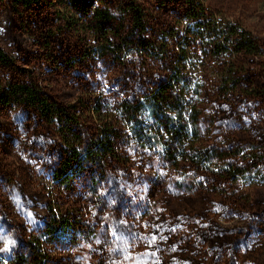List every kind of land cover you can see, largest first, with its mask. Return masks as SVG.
Wrapping results in <instances>:
<instances>
[{
	"label": "rangeland",
	"instance_id": "obj_1",
	"mask_svg": "<svg viewBox=\"0 0 264 264\" xmlns=\"http://www.w3.org/2000/svg\"><path fill=\"white\" fill-rule=\"evenodd\" d=\"M220 31L257 53L213 44ZM0 49L3 83L74 107L87 138L182 74L203 147L176 165L126 127L118 159L65 184L58 125L0 103V264H264V0H1ZM52 208L81 231L47 238Z\"/></svg>",
	"mask_w": 264,
	"mask_h": 264
},
{
	"label": "trees",
	"instance_id": "obj_2",
	"mask_svg": "<svg viewBox=\"0 0 264 264\" xmlns=\"http://www.w3.org/2000/svg\"><path fill=\"white\" fill-rule=\"evenodd\" d=\"M14 1L29 7L38 0ZM95 13L97 18H107V13L99 10H95ZM188 14L190 10L187 11V16H190ZM189 19L196 23L198 20L193 17ZM135 22L136 24L140 22L138 17H135ZM210 39L213 44L235 49L236 52L249 55L257 53V44L247 33L220 31ZM0 63L7 65L9 63L7 55L1 49ZM185 84H188V80L182 74H174L169 83L161 88V97L153 96V99L138 102L136 106L128 104L122 106L126 119L119 121L108 119L104 124L105 128L93 134L92 137L88 136L89 138L82 136L80 131L82 120L76 109L53 103L48 95L33 82L4 84L0 77V103L2 105L16 103L35 108L46 120L58 125L62 138L67 142V150L65 157L55 170V178L69 184L87 167H100L118 159L119 143L122 140L120 133L126 127H129L131 131L146 130L142 137L143 143L158 141L173 164L193 162L194 158L201 154L203 147L196 143L199 136V118L189 107L188 95L184 89L181 92L177 90V87ZM177 94L178 98L175 101ZM144 106L152 110L153 119H138L143 115ZM106 127L111 130L109 131ZM50 216L44 232L47 238L62 237L81 231L82 227L70 219L71 216L66 217L53 208L50 210ZM31 264H41V262Z\"/></svg>",
	"mask_w": 264,
	"mask_h": 264
}]
</instances>
